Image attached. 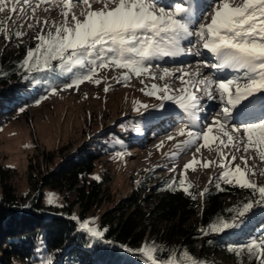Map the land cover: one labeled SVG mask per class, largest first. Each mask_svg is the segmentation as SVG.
<instances>
[{
	"label": "snow or ice",
	"instance_id": "6c2138e0",
	"mask_svg": "<svg viewBox=\"0 0 264 264\" xmlns=\"http://www.w3.org/2000/svg\"><path fill=\"white\" fill-rule=\"evenodd\" d=\"M47 2L48 0H15L11 11L15 13L18 5H24V8L19 10L25 14L30 10L35 16L36 9ZM95 2L102 3L103 7L93 10L92 0H64L61 12L64 17L63 23L59 26L53 24L54 31L41 29L34 37L37 41L35 47L27 50L21 66L29 72H44L46 69H52L53 61H58L64 72L73 73L74 79L66 87L76 88L85 81L99 85L101 80L94 77L100 69H126L117 82L123 81L127 86L132 74L136 77L142 74L151 75L146 62L180 54L182 52L180 42L195 36L197 43L202 44L203 48L214 55L217 63L211 67L218 71L232 69L239 74L232 78L217 77L192 81L185 80L189 73H183L179 79L184 87L177 90L179 95L170 94L172 89L167 84L163 87L152 84L146 95L157 96L162 101H174L192 119L196 118L195 110L198 108L199 99L190 87L203 85L209 99H213L215 93L225 102L226 106L222 109L223 119L214 120L212 124L206 125L203 131L182 128L178 135L188 137L182 142L184 144L202 141L196 147V153H199L202 147L215 144L220 156L218 166L223 169L217 179L224 184L249 189L253 196L258 197L255 200L249 198L241 206L228 209L234 213L230 220L217 217L206 230L202 231L221 233L226 229L238 227L237 221L250 213L254 206H264V186L249 178V175H256L255 170L248 167V160L253 157L242 155L240 159L244 163V168L239 164L232 167L231 163L237 157L225 153L223 149L231 146L240 151L239 145L243 144V153L247 154L252 150L261 161H264V0H214V3L209 5L207 15L203 16L205 21L210 17V22L206 23L199 22L201 17L189 14L188 9L181 3H175L170 6L171 11H166L164 6L158 7L155 0H95ZM76 5L83 6L80 11V15L84 16L83 20L72 11ZM7 7L6 0H0V13L5 12ZM69 15L71 21L68 19ZM44 23L47 24L48 21ZM197 23L198 28H195ZM28 26L32 27L31 24ZM24 34L20 31L15 32L16 37ZM188 42L191 43L190 40ZM73 69H77V72H73ZM170 75H172L170 70L163 68L159 78L163 80ZM104 91H109V87L106 86ZM52 92L55 94L54 88ZM257 99L261 101L260 115L256 119L245 120L243 136L234 138L232 133H240L241 127L233 126L231 131L226 130L224 121L231 119L230 110L236 109L242 117L252 116L256 111L253 101ZM141 107L146 108L147 105ZM160 107H163V104ZM167 139L173 140L175 137L168 136ZM157 147H163V142ZM216 163L201 162L193 154V159L184 165V170L195 171L197 165L207 169ZM209 182H212L211 177ZM177 184L179 190L190 195L192 199L197 198L190 192L192 185L185 186V173H181L179 181L174 177L169 189L176 190ZM216 187L223 191L219 183ZM206 192L207 189L199 193L200 197ZM49 202H52L51 197ZM88 223L81 224V227L93 236L103 235L99 230L88 227ZM139 251L150 264H177L174 258L161 260L157 257L155 253L158 248L154 242L142 245ZM233 251L238 256L247 252L256 264H264V235L253 238L247 245ZM183 264L202 262L184 251Z\"/></svg>",
	"mask_w": 264,
	"mask_h": 264
},
{
	"label": "rangeland",
	"instance_id": "374dc122",
	"mask_svg": "<svg viewBox=\"0 0 264 264\" xmlns=\"http://www.w3.org/2000/svg\"><path fill=\"white\" fill-rule=\"evenodd\" d=\"M168 6L169 3L164 7L171 11L172 8ZM7 11L6 9L5 12L0 13V56H6L19 49L27 52L29 48H34L37 43L34 37L40 33L41 28L27 27L24 21L17 26L15 18L4 21L3 15ZM55 25L58 26V23ZM47 30L54 31L55 29L51 27L45 29ZM17 31L25 34L16 37L15 32ZM168 57L170 56L155 59L161 61ZM146 63L151 65L150 61ZM196 65L198 64L195 63L194 66ZM153 66L158 67L157 64ZM149 70L152 76L142 74L136 77L132 74L125 86L123 81L118 83L117 80L127 71L126 69H100L94 77V79L101 80L99 85L85 81L76 88L66 87L74 79L73 73L64 72L59 67V62H56L52 69L47 71V75H44L45 83H41L34 91L31 90L24 94L25 106L0 127V166L12 171L11 183L15 187L16 194L19 197H25L29 192L28 167L30 163L39 164L43 171L44 152L55 154V159L51 162L54 165L79 145L89 138L97 137L98 134H102L97 138L100 139L99 146L103 144L104 149L95 171L91 174V179L107 181L112 202L130 196L139 182L149 176H152V179L149 181V188L146 192L164 178L175 177L179 180L181 173H185V186L191 184L194 187L201 207L204 202L199 193L216 186L217 183L220 186L229 185L217 179L223 171L218 166L220 156L217 146L213 144L210 147H202L200 152L196 153V147L202 141H197L196 144L182 143L188 137L180 136L178 133L182 128H191V122L178 124V121L182 119L179 108H176L178 104L169 100L162 101L157 96L146 95V92L151 90L152 84L160 87L166 84L164 82L160 85L157 76L152 74L150 66ZM73 72H77V69H73ZM12 85L20 86V83H12ZM106 86L109 87L107 92L104 91ZM53 88L55 94L52 92ZM142 88L144 91H141ZM220 102L222 110L224 104L221 100ZM161 104L163 107H160ZM141 105H147V107L144 108ZM209 106L210 103L205 105L207 109ZM198 121L194 120L192 131H203L208 122L207 119L199 118ZM168 136H173L175 139L168 140ZM102 137L106 140L101 139ZM161 142H163V147L158 148ZM223 151L229 153V148ZM193 154L201 162L216 161L217 163L210 165L207 169L197 165L195 171L192 169L185 171L184 165L193 159ZM254 162L262 166V169L259 171L251 168L255 170L256 175H249V178L255 180L258 185L264 186V175L261 174L264 173V161L256 155ZM236 164H239L238 160L232 161L231 166L235 167ZM210 177L212 178L211 183L209 182ZM41 191L43 193L42 205L51 207L53 210H29L28 205L31 198L26 200L22 207H14V209L28 214L36 213L42 217L53 215L68 218L61 210L72 202L73 196H66L65 192L47 186L42 187ZM50 197L52 198L51 203L49 202ZM113 207V203H105L100 210L91 214L87 220L88 227L97 229L99 215ZM258 208H260V213L257 212L252 216L251 221L247 222L240 235L246 237L247 234L253 232L256 236L264 235V206H258ZM79 211V207L75 206L74 213L69 216L70 219L75 217L73 220H76ZM193 222L199 223L200 218H194ZM81 231L86 234L93 245H90L88 249L77 250L76 264H104L100 263V259H95V243L101 241L100 238L91 235L82 227ZM231 237L235 239L234 236ZM102 244L109 243L103 241ZM123 251L126 252V249ZM211 259L216 264H232V259L227 257L223 251L216 252ZM49 263L48 260L34 264ZM58 264H64V262Z\"/></svg>",
	"mask_w": 264,
	"mask_h": 264
},
{
	"label": "trees",
	"instance_id": "16d2710c",
	"mask_svg": "<svg viewBox=\"0 0 264 264\" xmlns=\"http://www.w3.org/2000/svg\"><path fill=\"white\" fill-rule=\"evenodd\" d=\"M25 57L24 49L0 56V127L25 106L24 94L46 81L44 75L48 69L44 72L26 71L21 66ZM56 62L53 61L52 66ZM12 83H20V86ZM100 136L102 134L97 135ZM97 137L89 138L54 165L51 162L55 154L44 152L43 171L39 164L30 163L29 192L25 197L16 194L11 183L12 171L0 166V264H34L48 260L49 264H76L77 250L93 245L81 231V224L105 203H113L114 207L99 215L97 230L103 235L99 236L101 241L95 243V259H100V263L150 264L139 249L154 242L158 248L157 257L161 260L174 258L177 264H183L184 251L205 264H216L211 256L220 251L232 259V264H256L247 252L238 256L233 250L259 237L255 232L246 237L240 235L252 216L260 213L258 206L237 221L236 228L221 233L202 231L217 217L230 220L234 213L228 209L241 206L249 198L257 199L251 190L225 185L220 186L221 191L213 186L207 189L201 207L194 187L190 192L196 195V199L179 190L178 184L176 190L169 189L173 177L162 179L146 192L152 179L149 176L139 182L130 196L112 202L107 181L91 179L104 149L103 144L99 146ZM46 186L73 196L72 202L61 210L68 218L42 217L14 209L22 207L31 198L29 210H53L42 205L41 188ZM75 206L80 211L73 220L69 216L74 213ZM194 218H200V222L194 223ZM103 241L109 244H102Z\"/></svg>",
	"mask_w": 264,
	"mask_h": 264
},
{
	"label": "bare ground",
	"instance_id": "6f19581e",
	"mask_svg": "<svg viewBox=\"0 0 264 264\" xmlns=\"http://www.w3.org/2000/svg\"><path fill=\"white\" fill-rule=\"evenodd\" d=\"M191 1L192 0H176V1L175 0H155L158 7L166 6L168 5V3H169L168 7H170L177 2V3H181L182 6H184L188 10H189V6L191 5ZM14 3H15V0H6L8 11L3 15V20L7 21L12 18H15L17 26L20 24V22L24 21L26 22L27 27H29L28 25L31 24L34 29H39V28L49 29L53 27V24L58 23V26H59L64 21V17L61 14L63 10L62 5L64 3V0H48L47 3L41 4V6L36 9L35 16H33V13L30 10L27 12V14L20 11L19 9L24 8V5H18L17 6L18 10L15 13H13L11 11V8ZM213 3H214V0H201V4L199 6V10L197 13V16L201 17L199 22H209L210 21V17L208 18L207 21H205L203 20V16L207 15L208 10H209V5ZM82 7H83L82 5H76L72 8V11H74L81 20L84 19V16L80 15V11ZM101 7H103L102 3H97L95 2V0H92L93 10H97ZM165 10L168 11V8L165 7ZM68 19L69 21H71V15H69ZM44 21H48V23L45 24ZM195 28H198V23L195 25ZM195 28H190V30H195ZM189 40L191 41V43L188 42ZM180 47L182 48V52L180 54L176 56H170L161 61H157L156 59H153L149 63L151 64L149 66H150V69L152 70V74L154 76H157V79L159 80V84L162 85L164 82H166L169 88L172 89V91L170 92L172 95H179V92L177 90L184 87L183 82L179 79V77L183 73H189L188 76H185V80H192V81L205 79V78L216 79L217 77L232 78L239 74L236 72H232L230 74L224 75V73H221L217 69L211 67L212 64L217 63L214 55L210 53L209 51H206V49L203 48L202 44L197 43V38L195 36H191L185 40H182V42H180ZM195 63H197L198 65L194 66ZM155 64H157L158 67L153 66ZM168 64H171V65L167 66ZM163 68H168L170 72L172 73V75L165 77V79L161 80L159 77L162 75ZM190 90L199 99L198 108L195 110L196 113H199V114H196L195 119H197V121H198V118L201 120L207 119L208 120L207 124L202 123V124H205L206 126L208 124H212L214 120L223 119L222 110L220 109L221 102L218 97V94L214 93V98L209 99L208 96L206 95L203 85H198L196 87H190ZM207 103H210L209 109L205 107ZM222 103L224 104V106H222L224 108L226 104L223 101ZM176 108H179V114L184 115V116L182 115L180 116V118L182 119L178 121V124L188 121V122H191V128H194L195 119L190 118L188 114L185 113L183 109H181L180 107L177 106ZM233 110L234 109L230 110L231 119L224 121V123L226 125V130L228 131H231L233 126L241 127L240 133H232L234 138H239L243 136L242 128H243V124L245 120L256 119V118H237L235 114L233 113ZM176 111H178V109ZM224 139L226 140V137H224ZM239 147H240V151H236L234 147L230 146L229 153L234 154L237 157L236 160L239 161V164L242 167H244V163L240 159L242 155L246 157L247 156L253 157L252 159L248 160V167L256 168L257 170L260 171L262 169V166L254 162L256 153L250 150L249 153L245 154L243 153V144H240Z\"/></svg>",
	"mask_w": 264,
	"mask_h": 264
}]
</instances>
